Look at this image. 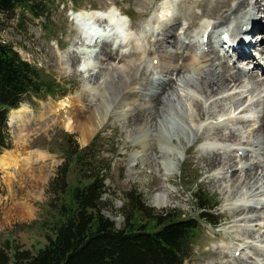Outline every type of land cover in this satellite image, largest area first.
I'll use <instances>...</instances> for the list:
<instances>
[{"label": "rangeland", "instance_id": "obj_1", "mask_svg": "<svg viewBox=\"0 0 264 264\" xmlns=\"http://www.w3.org/2000/svg\"><path fill=\"white\" fill-rule=\"evenodd\" d=\"M166 1L54 0L50 19H35L29 12L22 14L20 9L11 16L4 18L5 23L0 31V40L12 44L23 59L41 68L44 76L55 82L57 89L54 95L42 98L27 96L20 105H24L28 110L27 115L22 120L25 125L24 132L28 135L25 150L36 155L37 153L44 155L32 165L35 169L41 168L43 170L46 180L37 185L40 190L42 187L40 197L28 192L29 188L26 182H15L14 195H11L5 182L6 172L0 169L1 247L9 243L12 247L28 248L36 252L47 243V236L53 234L55 221L60 219V215L51 207V201L55 198V194L50 183L57 176L59 167L66 160L69 145L68 135L71 134L72 139L70 141L72 145L74 141L81 147L95 143L97 146L96 153L106 159L105 166L102 167V172L107 174L103 197L106 205L103 212L116 222L117 227L122 228L125 225L123 210L130 204L131 191L142 194L146 204L153 207L157 212L174 210L184 216H197L198 209L194 193L197 190V185H199L205 188L207 197L216 205L215 213L221 218L222 223L219 225V229H214L205 222L201 223V227L196 233L197 243L193 254L184 264H235L236 262L232 259L248 261L249 264H264V167L259 168L258 174L260 175L255 176L252 183L248 185L243 183L245 179L243 173H240L243 174V176L241 175L242 178L239 179L241 182H237L236 176L232 180L222 175H219V178L218 176L215 177L221 171H216V168H208L201 160L203 153L206 152L204 145L198 143L195 139V141L187 142L186 131L179 128L180 126L169 118L173 123L170 124L168 120L164 119L160 121V127L156 132V145L154 146L160 145L162 141H165V138L170 137L172 141H176L179 152L182 153L183 149H186V157L183 154V157H180L184 159L182 165L176 167L172 172H168L162 161L160 163L159 160H155V154H151V150L144 147V140L146 141L149 138L147 135L148 130L146 128H136L135 124L121 117L120 112L122 109L119 103L112 107L103 126L87 142L83 141L80 131L68 130L65 127L66 119L70 117L71 112L69 105L74 104L75 110L80 109L82 113L89 106L90 90L87 86L88 83L98 86L104 79L109 80L118 71L125 70L138 73L136 83L142 90L152 89L151 87L142 86L144 78L147 80L152 79L150 70L147 74H143L144 64L150 63L151 58H159L163 53L174 49L169 42L162 45V42L165 41L163 37L159 39L156 34H152L155 19L161 17L159 14H164ZM215 1L217 0H175L172 3V13L177 16L178 20L176 21V25H178L176 34H180L182 43L184 41L189 42L184 32L191 22L195 21V27L189 29V31L196 32L199 30V26L208 20L210 16L211 18L218 17L215 14L207 13V9L211 8L212 3H215ZM236 1L234 0V4L237 3ZM230 5L225 9L228 10ZM75 9L81 13L94 14L100 12L106 14L108 10H113L116 13L120 11L122 15L123 13L128 14V16L123 15L122 17L125 20L128 33L125 37V44L121 45V51L119 50L120 55V52H122L126 56L122 54L124 56L122 60L117 57L109 64H103L101 63L102 47L100 45L98 51L89 57L88 62L81 59L76 66V71L78 70L76 73L73 69L67 67L64 61L76 56L79 57L84 42L82 30L74 19L76 14L73 10ZM172 13L169 15H172ZM258 14L260 17H264L263 10H260ZM116 38V35L115 37L112 36L107 42L112 43ZM197 40H200V36L198 39L191 41L194 54L200 52V49L197 48ZM150 50L153 52L158 51L157 53H151ZM144 57L147 62L142 64ZM158 58L154 60L153 64ZM165 65L167 66L163 62L162 68L157 72L164 75L163 71L165 69L163 67ZM244 66H246L245 69H250L252 65L248 63ZM88 67L94 70L84 73ZM254 72L258 76L257 79L260 80H258L260 86H255L256 80L244 77L242 80L245 88H242L243 90L248 88L254 90L256 88L254 95L257 99L261 97L260 89L264 87L262 82L264 76L260 75V72L255 69ZM158 73L155 75H160ZM173 78H175V74ZM182 81H179L181 86L177 85V90L185 96L187 91L185 87L187 84L191 85L192 82L188 78L182 79ZM155 83L154 80L153 84ZM153 84L151 85L153 86ZM244 95L248 98L246 103L248 104L252 99V91L245 92ZM262 95H264V92ZM77 97L82 98V105L77 103ZM217 100L212 110H210L214 114H217L216 112L219 110H228V108L235 106L233 101L229 99L226 100L222 97L219 101ZM251 108L254 111L253 115H256L258 111L263 110L264 104L256 103ZM251 119L246 125H239L243 131L241 133L243 139H240L242 141H253V129H257L261 124L259 119ZM224 128L220 130L219 134L228 131ZM154 130L153 128L152 131ZM8 131L11 148L13 149L14 135L9 120ZM262 137L263 135L259 137V140L261 138L262 141ZM259 140H255L254 143ZM185 144L188 146L187 148L184 146ZM262 147H264L263 144ZM139 154L143 155L142 160L137 156ZM179 155L177 154V156ZM261 170H263V173ZM223 171H227V168H224ZM255 171L256 168L253 172L255 173ZM68 178L72 188L79 182L78 168L75 162L72 163ZM256 180H259V183L256 184ZM228 188H231L232 193L230 195L225 194V189ZM164 190L171 193L170 204L160 209L156 205V197ZM243 194H256L255 197L259 196L258 199L261 204L258 200L248 201V206L254 207L257 205L258 208H255L254 211L245 210L243 214L242 211L235 212L231 203L245 196ZM22 203L30 206L33 211H31V215L24 213L25 209L22 208ZM252 214L262 217L259 218V221H239L244 216ZM140 220L151 229L158 227L155 221L145 222L146 220L143 217H140ZM249 225L253 227L254 231L248 233L246 229ZM247 241H249L248 244ZM250 242L255 243L257 246L250 245ZM237 247H244V251L248 252V255L250 254L252 258H247V255L241 253L242 250L235 251ZM216 252H223L226 256L218 255Z\"/></svg>", "mask_w": 264, "mask_h": 264}, {"label": "bare ground", "instance_id": "obj_2", "mask_svg": "<svg viewBox=\"0 0 264 264\" xmlns=\"http://www.w3.org/2000/svg\"><path fill=\"white\" fill-rule=\"evenodd\" d=\"M174 1L167 0L165 2L164 14L161 15L162 17L155 19L152 31V34H156L157 38L163 37L165 41L162 42V45L169 42L174 48L173 51L163 53L159 57L160 59L158 57L151 58L150 63H145L147 62L145 57L142 59V64L145 63L143 74H147L150 70L152 75L150 80L143 79L142 86L151 87L152 89L148 90L149 92L142 90L136 83L138 73H131L125 70L118 71L109 80L104 79L98 86L88 83L87 86H89L90 90L89 106L82 113L80 109L75 110L74 104L72 106L69 105L71 112L70 117L66 119L65 127L68 130L80 131L83 141L87 142L103 126L112 107L119 103L122 109L120 112L121 117L135 124L136 128H146L148 130L147 135L149 138L146 141L144 140V147H148L147 150H151L150 153L155 154V160H159L160 163L162 161L164 168L168 172H172L176 167L182 165L184 159L180 157H183V154L186 157V149L184 148L182 153L179 152L176 141H172L170 137L165 138V141H162L163 143L161 142L160 145L154 146L157 139L156 132L160 127V121L163 119L168 120L170 124L175 122V124L180 126H178L179 128L184 129L188 139L187 142L195 139L198 143L204 145L206 152L203 153L201 160L208 168H216V171H221L215 177L218 176L219 178V175H222L232 180L236 176L237 182H241L239 179L244 174L243 183L248 185L252 183L255 176L260 175L258 174L259 168L264 167V147H262V144L264 145V108L257 116L261 124H259L260 126L257 129H253V141L240 140L243 139L241 135L243 131L239 125H246L252 120L249 117V113H252L253 109L251 107L253 105L256 103L264 104V95H262L264 87L260 89L261 97L255 99L256 88L254 90L250 88L243 90L242 79L248 77L256 80L255 86H260L254 69L264 76V61L255 58L252 54L253 47L256 46L254 42L256 39H252L254 30L258 32L255 37L260 35L263 37L264 42V17H260L258 14L260 10L264 12V0H237L236 5L234 0H217L215 3L213 2L211 8L207 9V13L215 14L218 17L211 18L210 16L208 20L199 26V30L196 32L189 31V29L195 27V21L191 22L184 32L186 38L189 39V42L184 41L185 44L182 43L180 34H176L178 28L176 21L178 20L177 16L172 13V3ZM229 4H231L230 8L226 10L225 8ZM111 11L112 14H115V11ZM170 13L172 15H169ZM120 15L122 14L120 13ZM95 17V14L87 12L79 15V18L84 21H92ZM101 20H104V18L95 19L94 22L98 23ZM167 26L169 29H167ZM105 32L110 31L106 30ZM243 33L248 35V43H246L247 39L245 37V41L241 40ZM199 36L200 40H197V48L198 50L200 49V52L194 54L191 41L198 39ZM82 38L84 42L81 47V55L64 61L67 67L75 71L74 73L78 71H76V66L81 59L88 62L90 60L89 57L98 51L100 45L102 47L101 63L109 64L117 57L121 58V60L124 57L122 52H120L121 55L119 54L121 44L114 47L112 43L106 40H99L98 42V38H96L94 41L95 35L92 34ZM226 39L231 41V45L226 44ZM215 40H218L221 49L225 51L224 54L220 53L221 50L216 45ZM242 45H245L246 48ZM151 50L150 52L152 53L153 51ZM157 51L153 53H157ZM237 56L246 57L241 60L240 65L236 59ZM156 58L158 59L153 64ZM261 58H263L262 54ZM230 61H232L231 65L233 67L230 65ZM163 62L167 64V66L163 67L165 69L163 71L164 75L161 72H157L162 68ZM243 62H247L246 64L250 63L252 68L245 69L242 67ZM92 70L94 69L88 67L84 73ZM156 73L160 75L156 76ZM174 74L175 78H173ZM185 78H188L192 83L191 85L187 84L185 87L187 89L186 95L183 96L177 90V85L181 86L179 81L183 82L182 79ZM154 80L157 84H153ZM262 82L264 83V81ZM248 91H252V99L246 104L248 98L244 93ZM222 97L233 101L235 106L228 108V110H219L216 112L217 114H214L210 110H212L216 99L219 101ZM82 101V98L77 97L79 105H82ZM11 111V114H9V125L14 135V146L13 149H6L0 154V169L6 172L5 182L11 195H14L15 182H26L29 188L28 192L40 197L42 195V187L40 190L37 185L46 180V175L43 174L41 168L35 169L32 164L44 155L41 153L36 155L25 150L28 135L24 132L25 125L22 120L28 113L26 107L22 105ZM223 127L228 131L219 134ZM153 128L155 129L154 131H152ZM262 135L263 140L261 141L259 137ZM255 140L259 141L254 143ZM186 144L184 146L187 148ZM177 154L180 155L177 156ZM261 155L262 157H260ZM137 156H139L140 160L143 159V155L139 154ZM224 168H227V171H223ZM255 168L256 171L254 173ZM261 172L263 173V170ZM257 183H259V180ZM225 190L226 195L232 193L231 188ZM255 196L256 194H248L235 200L231 203L232 209L235 212L242 211V214L245 210L254 211L255 208H258L257 203L254 207L248 206L247 203L253 200H258L260 203L259 196ZM170 198L171 193L164 190L157 195L156 205L160 209L165 208L170 204ZM22 205V208L25 209L24 213L31 215L30 206L23 203ZM261 217L260 215L252 214L244 216L239 221H259ZM250 231H254V229L249 225L246 232L249 233ZM252 242H250V245L257 246ZM237 250H242L241 253L243 252L244 255H247V258H252L250 254L248 255L244 251V247H237L235 251ZM216 254L226 256L223 252H216ZM233 260L237 264H249L247 260V262L240 259Z\"/></svg>", "mask_w": 264, "mask_h": 264}, {"label": "trees", "instance_id": "obj_3", "mask_svg": "<svg viewBox=\"0 0 264 264\" xmlns=\"http://www.w3.org/2000/svg\"><path fill=\"white\" fill-rule=\"evenodd\" d=\"M53 3L0 0V31L4 18L18 9L35 19H50ZM56 89L55 82L47 79L41 68L23 59L12 44L0 40V154L11 148L9 112L27 96L42 98L54 95ZM68 139L66 160L50 183L55 194L51 207L60 215L53 234L36 252L9 243L0 246V264H184L193 254L201 223L216 229L221 224L216 205L205 188L197 185V216H184L174 210L157 212L146 204L142 194L131 191L130 204L123 210L125 225L117 227L103 212L107 174L102 167L106 159L96 153L95 143L81 147L75 141L72 145L71 134ZM73 162L79 182L72 188L68 177ZM140 217L145 222L155 221L158 227L149 228Z\"/></svg>", "mask_w": 264, "mask_h": 264}]
</instances>
